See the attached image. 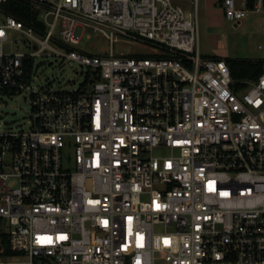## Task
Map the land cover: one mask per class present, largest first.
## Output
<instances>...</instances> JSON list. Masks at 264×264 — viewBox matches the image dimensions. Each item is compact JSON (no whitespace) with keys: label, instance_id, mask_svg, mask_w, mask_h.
Listing matches in <instances>:
<instances>
[{"label":"built area","instance_id":"1","mask_svg":"<svg viewBox=\"0 0 264 264\" xmlns=\"http://www.w3.org/2000/svg\"><path fill=\"white\" fill-rule=\"evenodd\" d=\"M189 1L0 0V98L31 106L16 128L0 113V264H264V73L234 80L202 55ZM220 1L235 24L264 17V0ZM9 30L34 50L6 51ZM49 52L89 67L84 86L36 87Z\"/></svg>","mask_w":264,"mask_h":264},{"label":"rangeland","instance_id":"2","mask_svg":"<svg viewBox=\"0 0 264 264\" xmlns=\"http://www.w3.org/2000/svg\"><path fill=\"white\" fill-rule=\"evenodd\" d=\"M181 5L186 14L194 11V4L189 0H174ZM252 17V18H251ZM200 48L201 54L208 56L214 54V48L223 47L232 58H263L264 59V17L250 16L240 24L228 20L221 9L220 0H200ZM91 34V37H87ZM82 41L80 48L86 51L108 54L111 43L103 34L95 32L92 28L77 30ZM56 48H62L54 44ZM29 38L22 32L9 30V42L6 51H33ZM114 51L117 55L133 54L146 55L151 53L149 45L145 43L116 42ZM33 70L35 86L51 88L53 90L73 91L84 86L89 67L82 69L79 63L69 61L49 52L33 57ZM242 92V91H240ZM31 110L30 101L23 96L5 95L0 98V113L11 122L13 127L27 121Z\"/></svg>","mask_w":264,"mask_h":264},{"label":"trees","instance_id":"3","mask_svg":"<svg viewBox=\"0 0 264 264\" xmlns=\"http://www.w3.org/2000/svg\"><path fill=\"white\" fill-rule=\"evenodd\" d=\"M11 12L26 21L29 24H37L38 12L30 5L19 2L11 1ZM216 58H221L214 56ZM231 74L234 80H258L264 73V59H241L226 57Z\"/></svg>","mask_w":264,"mask_h":264},{"label":"crops","instance_id":"4","mask_svg":"<svg viewBox=\"0 0 264 264\" xmlns=\"http://www.w3.org/2000/svg\"><path fill=\"white\" fill-rule=\"evenodd\" d=\"M228 53L229 52L228 51H225L223 47H216V48H214V54L213 55H209V56H213V57L214 56H218V57H224V58H226V57H230ZM249 59H257L258 60V59H263V58H249Z\"/></svg>","mask_w":264,"mask_h":264},{"label":"water","instance_id":"5","mask_svg":"<svg viewBox=\"0 0 264 264\" xmlns=\"http://www.w3.org/2000/svg\"><path fill=\"white\" fill-rule=\"evenodd\" d=\"M236 25H238V24H236Z\"/></svg>","mask_w":264,"mask_h":264}]
</instances>
